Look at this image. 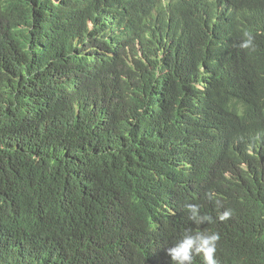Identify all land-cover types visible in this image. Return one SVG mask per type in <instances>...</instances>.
Returning <instances> with one entry per match:
<instances>
[{
    "label": "trees",
    "instance_id": "1",
    "mask_svg": "<svg viewBox=\"0 0 264 264\" xmlns=\"http://www.w3.org/2000/svg\"><path fill=\"white\" fill-rule=\"evenodd\" d=\"M168 226L264 264V0H0V264H155Z\"/></svg>",
    "mask_w": 264,
    "mask_h": 264
},
{
    "label": "clouds",
    "instance_id": "2",
    "mask_svg": "<svg viewBox=\"0 0 264 264\" xmlns=\"http://www.w3.org/2000/svg\"><path fill=\"white\" fill-rule=\"evenodd\" d=\"M212 9V8H211ZM247 35V34H246ZM253 44V38L251 36L244 40L240 47L249 48ZM228 136L235 139L244 137L245 126L238 124V116L231 112L228 115ZM188 208L192 212V218L196 219L197 223H201L205 220L211 221V217L199 216L198 207L195 205H188ZM230 216L229 211L223 212L219 219L221 221L226 220ZM220 239L218 233H212L210 236H205L202 232L184 233L177 236L175 230L168 226L164 229L157 230L154 233L152 245L151 257L155 264H184L185 261H189L192 264L193 257L190 255V249L199 247L197 251H202L204 255V264H216L214 259V253L216 252V242ZM199 242V245L196 242ZM32 243L30 240L27 246Z\"/></svg>",
    "mask_w": 264,
    "mask_h": 264
}]
</instances>
